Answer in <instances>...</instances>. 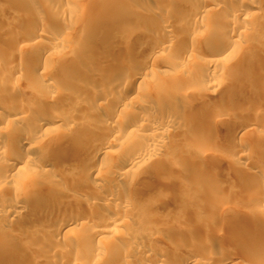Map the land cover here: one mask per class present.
I'll return each instance as SVG.
<instances>
[{
    "label": "rangeland",
    "instance_id": "1",
    "mask_svg": "<svg viewBox=\"0 0 264 264\" xmlns=\"http://www.w3.org/2000/svg\"><path fill=\"white\" fill-rule=\"evenodd\" d=\"M40 1L42 7H47L56 0ZM133 1L126 0L123 5ZM193 1L197 2L199 0H192L191 2ZM211 1L219 3L220 7L224 6L228 10L238 5L241 0ZM70 3L72 5L74 4L71 1L68 2V8L66 7L61 10L55 9L54 11H45L44 9L42 14L35 15L32 7L23 0H0V19L1 21L4 19L5 21H3L7 23L6 27L0 26V113L5 106L10 107L9 109L15 112L19 111V109L30 108L33 112L40 111V114L60 113L62 116L65 115V118L68 120L75 121L78 124L81 123L80 125L83 129L102 127V123L98 121L96 114L91 109L88 111V107L83 106L84 103L90 100L91 93L89 90L96 87L93 85L94 81L90 82L91 85L88 84L87 87H81L80 85L77 86L75 81L70 83L69 75L64 76L63 79H59V76L56 77L54 73L60 68L61 64L63 63L65 66L70 62H77L79 60L80 65L83 67L98 68L100 70H106L109 67L114 72L115 70L122 69L127 59H133L137 60V63L141 64L145 69H157L156 73L158 76L163 77L164 87L152 86L149 88L150 91H161L166 97H169L175 103L186 108L184 111H180V113L179 111H171L170 116L177 121L184 119L186 124L182 128L173 129L169 132L170 134L164 138L166 146L161 151L157 150L156 153L151 152L147 156L145 155L136 164L125 163L123 170H128L126 175L111 176L112 178L110 177V179L108 177L106 178L107 181L110 180L109 182L119 186L126 185L131 188V194L127 197L130 200V205L126 207V211H122L120 210L122 208H119L121 219L123 220L117 227L113 226L118 233L112 232L113 238H115L117 243H123L122 241L125 238L123 239L122 237H129L130 241H132V244L130 243L131 246L149 247V249L153 250L151 252H155L154 254H157L158 251L166 253L171 245H180L178 243L186 240L191 243L190 246L187 244L190 248L191 245L196 248H199V246L201 248V245H204L202 246L204 249L208 248L209 244L214 246L223 241L222 243L225 244L224 246L227 252L226 255L233 256L236 264H264V200L262 201L258 197L260 189L264 188L262 187L263 184L261 185V182H259V178L264 175V162L260 163L261 161L259 160V162L257 159H254L255 162L253 163L244 159L242 160V158H237V154L235 153H238V150H242L243 148L250 153H254V150L258 149L260 154H262L264 153V141L257 143L255 147L244 143L247 140L243 142V136L239 144L238 142L231 143L226 141L232 132L229 131L230 129L227 130L229 128L228 125H230L229 122H232L234 128V124L237 122L244 123L249 119L261 118L260 116L264 118V111L262 112L260 109L258 111L252 110L253 107H251L252 109H248L249 107L247 106L249 105L246 102L251 101L254 107L256 105L258 106V104L262 106L264 103H262V100L255 99V96L249 92H247L248 94L244 92V95L242 93L240 98L238 96L234 98L235 95L232 93L229 94L227 90L225 91V87H223L225 82L232 81L237 85L243 82L242 85L250 84L251 87H255V83L252 82L250 76L254 75L258 70L264 71V65L257 62V56L244 60H241L242 58L229 59L222 54L223 51L219 52L215 45L206 48L205 52L204 48H200L202 46L201 41L206 33L214 31L217 34H221L228 30L227 24L223 22L224 11L222 12L220 8H213L202 15V24L194 28L195 33L193 38H190L191 36L188 37V41L199 43L195 50L183 47L179 43L180 38L178 36L172 37L174 33L179 34L182 32L183 20L180 17H162L163 19L161 18L160 22L174 29V33L169 34L167 37L169 47L168 49L165 48V50H159V55L150 61H146L143 60L144 53L141 52L143 49L140 48L141 50H139L137 46L138 49L136 50H134L136 47L132 48L128 46V43L120 49L116 50L113 48L107 37H102L101 33L97 32L96 29L98 27L95 28L96 31L94 30V33L82 32L79 34L76 31L77 26L75 27L76 30L74 29L72 33L71 30L74 28L73 26L76 20H80L79 22L86 29L91 30L94 16L102 14L104 17H107L105 24L110 33L116 32L120 24L133 23L143 32H148L155 37L156 27L154 23L140 16H136L129 9H123V6L120 9L104 7L103 0H81L79 3L75 2L74 8L69 6ZM79 7L83 8L82 11H80ZM170 7L178 10L185 9L180 4L174 5L164 0V2L159 1V3H155L150 11L163 12V9ZM103 8L107 10L102 12L101 10ZM254 10L256 16L252 18L238 16L240 20L246 22L247 28L242 33L234 34V37L238 38L237 40L240 44L248 51L256 49V47L257 49L258 47H264V0H258ZM36 18L43 20V27L40 29L43 35L39 36L37 41L33 40L29 43L23 42L22 36L24 35L25 29L32 27ZM69 28L71 29L70 32ZM49 29L57 33L58 31L59 33L66 31V36H71L65 38V40H56ZM47 46L50 47L48 48ZM91 46L94 49L96 47L98 51L99 49L100 51L102 50L101 54L105 52V57L109 59V62L111 61L110 64L108 61L107 63L102 62L92 54L83 51L84 48ZM37 48H43L46 53L48 50L55 56H61L60 58L59 56L56 57V59L59 58L58 60L53 57L54 59L48 61V64L51 65V68H49L50 83L42 88L40 87V89H37L33 93H28L23 91L26 88L24 86V84L26 85L24 79L22 80L16 77L17 70L24 72L29 67L30 56ZM162 52H165V54H161ZM185 53H190L191 55L188 56L186 54L179 61L177 58H180ZM210 57L219 58L221 68L210 75L208 82L211 85L202 87L198 83V80L200 77L203 78L205 73L200 63L204 59H210ZM172 58L173 60L175 59V62H172ZM6 63L12 64V67H7ZM13 67L15 69L12 70ZM110 73L107 72V74L103 75L104 80H111L112 76ZM71 75H76L79 78L82 77L79 72ZM54 76L56 79H54ZM82 78L86 81L90 80L89 78ZM10 84L18 88L17 90H20L21 101L19 104L13 101L17 93L15 91V93H12L7 89ZM97 87L107 94H116V91H111L108 86L98 85ZM200 91H206L207 95L211 92L209 94L210 97L209 95L207 97L208 100L206 103L199 102L195 98V94ZM37 93L40 95L51 94L53 97L49 101H45L43 98L38 97L36 95ZM70 93H74L75 95L80 93L83 99L79 103L82 105L74 102L72 98L65 97V95ZM19 95L15 98L19 97ZM137 95L140 98L143 94L138 91L136 92V90L130 93V97L133 98H138ZM94 99L91 101V106L94 108V111L97 110L103 113L105 109L111 107L109 102H104L99 99H95L94 101ZM97 102L99 104L96 105L95 103ZM222 102H229L230 106L231 104L233 105V109L221 114L223 111H219L218 106ZM241 103L242 105H240ZM125 105L126 111H124L130 116L134 112L145 111L148 108H160L159 104L154 100H151L147 107L146 105H134L131 103H126ZM187 107H190V111H187ZM215 110H218V112ZM250 112L256 115L251 116ZM256 112L262 113L257 114ZM2 117L3 121L1 120L0 122V136L4 139L6 138V140L9 139L7 138L8 135L16 133L19 135L26 128L27 121H25L26 123L17 121L13 123L9 119L10 115L5 114ZM221 121L222 123L225 122L228 124H222L220 123ZM56 124L58 123H51L50 125L54 126ZM63 127L56 128L52 133L50 130V132H44L45 134L41 135L37 141L41 144L43 142L42 139L46 142L47 140L61 136L64 132L62 130ZM259 127V124H257L255 129L258 132L252 134V140L259 131H264L259 130ZM146 135L144 131H138L134 134L128 132L120 134L109 143L107 146L108 152H100L97 154V161L99 159L101 161L111 160V158L113 160L116 154H118L117 157L119 156L120 159H123L125 155L133 150L135 140L139 138L143 140V138L147 137ZM52 136L55 137L53 138ZM110 138H112V134L109 135L107 140ZM107 140H104V142H107ZM68 141L69 144L67 143L65 146L54 148L49 145L45 146L44 153H41L37 148L34 151H30L29 149L23 150L26 154H31L34 162L37 160L35 164L47 160V163L52 167L50 171L51 176L53 175L52 177L49 175L48 178V176H42L36 172L34 173L35 175L24 176L15 181H8L5 186L4 183H0V203L6 202L12 196L22 198L30 193L37 194L44 186H54L53 188L56 187V190L61 188L66 192L64 194L62 193L64 196L60 193L53 194L50 201L44 207L42 206L50 216L55 213L61 215L55 221H51L48 218H32L29 212L25 213L23 219L0 218V236L5 234L6 239L10 238L8 242L6 240L3 242L4 239L0 240V264H46L48 259H51V254L53 253L59 256L54 258V264H71L73 261L75 263L72 264H76L79 261L78 256L80 255L81 259L86 258V260H91L87 261L88 263L84 261L85 263L82 262V264H90L89 262L91 264H101L104 256L107 257L106 253H104L105 255L103 254L100 257L101 261H98V259L94 261L87 259L86 256L88 253L86 255L84 251L89 252L91 246L95 247V245H99L103 247V245L93 238L94 241L90 238L79 243L74 240L75 234L79 235L83 233L87 235L88 233L89 235L97 233V230L101 226L99 225L100 221L98 220L99 224H96L98 222L93 218L95 216L94 211L97 208L104 207L105 203L107 201L110 202L111 199L117 201L123 197H120L114 190L103 189L96 196L88 195V201H85L84 195L87 196L88 194V185L94 180L84 174H81L80 177L75 174V171L79 169L77 160L78 158L82 159V157H80L81 155L78 158L73 157V150L75 149L73 146L78 147L79 143L71 140ZM213 144L216 146L215 149L218 147L217 152L214 151L216 153L218 151L219 153L222 152L221 154L224 156V159L222 158L223 160L219 163L212 165L206 161V158L210 156L209 154L213 155L215 153L214 151L211 153ZM84 145L91 146L93 142L86 141ZM201 147L207 149L202 156L197 155L195 152L196 149L198 150ZM1 155L6 156L8 154L2 152ZM206 155L208 156L206 157ZM117 160H114V163ZM98 167L104 168L102 164ZM103 171L105 170L103 169ZM76 176L77 179L74 178ZM95 181L100 182V180ZM143 187H146V190L144 189V191L140 192L141 194L137 193ZM68 211L77 213V218L70 222L76 229L74 228L72 232H68L67 235L65 234L66 236H56L54 232L58 228V224L62 220L63 215ZM90 212H92V216L90 214L88 215ZM236 213L244 216L241 219L235 216ZM87 215L93 220L88 218ZM89 221L91 223L93 221L96 222L92 228H86L87 224L85 223H90ZM110 236L107 235V238ZM87 238L86 236L85 239ZM16 239L18 242L15 241ZM217 239L219 240L217 241ZM39 247L44 249H40ZM4 248H8V251H11L13 254L9 256L5 255L3 253ZM77 250L79 252L83 251L86 256L82 255L83 252L79 253ZM76 254L79 255L76 256ZM143 254L141 255L140 251L135 253L131 251L121 252L119 254L115 253L111 259H116L118 263L114 260L104 258V263L102 264H140L141 261L153 257V255H150L151 257L149 258V256H144ZM172 255L175 256L173 253ZM73 258L74 260L72 261ZM81 259L77 264L81 263Z\"/></svg>",
    "mask_w": 264,
    "mask_h": 264
},
{
    "label": "bare ground",
    "instance_id": "2",
    "mask_svg": "<svg viewBox=\"0 0 264 264\" xmlns=\"http://www.w3.org/2000/svg\"><path fill=\"white\" fill-rule=\"evenodd\" d=\"M23 1L27 2V4H29V6L32 7V11L35 15H38V14H42L44 12L43 11L44 9L45 11L46 10L54 11L55 9L61 10V9H65L66 7L68 8V2L73 1L75 4V2L79 3L81 0H56L54 3H52L53 5L49 4L47 7H42L40 0H23ZM159 1L164 2V0L163 1L162 0H134L133 2H129V4L123 5L126 2V0H103L104 7L106 6L109 8L120 9V7L123 6V9H129L136 16H140L148 20L149 22L154 23V26L156 27L155 31L157 32V33L155 32L156 34L155 37L152 36L148 32H143L142 30L139 29V27L136 24L134 25L133 23L132 24L131 23L130 24L129 23L120 24L117 27L116 32L110 33L108 32L106 28V24H105L107 21V17H104L102 14L98 16H94L93 22L91 25L92 26L91 30L86 29V27H84L83 24L79 22L80 20L79 21L76 20L75 25L73 24L74 28L71 30L70 29L72 27L71 26L69 28V32L71 30V33H72V31H74L76 26H77L76 27L77 30L76 29L75 30L79 34H81L82 32L83 33H86V32L94 33L97 30V32L101 33L102 37H107L110 45L116 50L120 49L121 47L125 46V44L128 43V46L132 48L137 46L139 50L143 49V51H141L144 53V55L142 53L143 60L150 61L155 56L159 55L160 53L159 50H165V48L168 49L169 46L167 44V37L169 36V34L174 33V29L169 28L167 27V24H162L160 22L161 21L160 19L162 17L163 18L166 16L167 17L173 16L177 18L180 17L184 22L182 32H180L179 34L174 33L172 37L178 36L180 38L179 43L182 44L183 47H188L191 50H195L197 48L196 46L199 43H196L194 41H188V37L191 36L190 38H193V35L195 33L194 28L197 27L199 24H202L203 14L207 13L209 10L213 8L214 9L220 8L222 12L224 11L223 22L227 24L228 30L224 31V33H221V34H217L214 31L206 33L201 41L202 46H200V48L201 49L204 48V52H205L206 48H210L211 46L215 45L217 46L218 51L219 52L223 51L222 54L225 57H228L229 59H237V58L241 59L242 58L241 60H244L247 58L250 59V58H253L254 56H257L256 57L257 62L264 65V47L262 48L258 47V49L256 47V49L248 51L243 45L240 44V42L237 40L238 38L234 37L235 33H242L246 31L245 29L247 28L246 22L240 20L238 16L241 15L244 18H247V17L252 18L253 16H256V12L254 8L257 6L258 0H247V2L246 0L245 1L241 0L239 1L238 5H235L232 8H229L228 10L224 6L220 7L219 3H214L211 0H199L197 2H194V1L191 2L192 0H166V1L173 3L174 5L180 4L185 9L178 10L174 7H170L168 9L166 8L163 9L162 10L163 12L150 11V9H152L151 7L155 3H159ZM74 4L72 5L70 3L69 6L73 7L75 6ZM208 4H212V5L208 6ZM79 9L80 11H82L83 8L79 7ZM105 10L107 9L103 8L101 11L105 12ZM3 20L1 21L0 19V26L6 27L7 23L4 22L5 20L4 21ZM42 27H43V20L40 18H36L34 20V25L32 27L25 29L23 33L24 35L22 36V41L27 42V43L33 40L37 41L38 37L43 35L42 31L40 30L42 29ZM96 27H98V29L95 30ZM49 30H51L50 33L53 34V37L56 40H62V39L65 40V38L71 36L69 34H68L69 36H66L67 34H65L66 32L65 30H61V31H65L64 33L61 31H60L61 33H59V31L57 33L56 31L52 29H49ZM137 47L134 48V50L138 49ZM95 49L93 48V46H91V47L84 48L83 51L85 53L92 54L96 59H99L102 62L107 63L108 61V63L110 64L111 61L109 62V59L105 57L106 56L105 52L101 54L102 50L100 51L99 49L98 51L96 47ZM161 54H165V52H162ZM186 54L188 56L191 55L190 53H185V54H182L180 58L178 57L177 59H179L180 61L181 59H183L184 56H186ZM258 55H260L261 57ZM58 56L59 55L55 56L52 52H49L48 50L46 53L43 48H37V50L33 51L30 56L29 67L26 68L24 72L21 70H17L18 73L16 77L21 78L22 80L24 79V83H26V85L24 84L26 88L23 91H26L28 93H33L37 91V89H40V87L42 88L43 86L48 85L50 83L49 68H51V65L48 64V61H50L51 59H54L53 57H55L56 59V57ZM59 58H57L56 60H58ZM174 60L172 62H175ZM179 61L177 62L179 63ZM219 61H220L219 58L210 57V59H204L200 63V66L205 73L204 77L203 78L200 77L198 80V83L202 87L211 85V83L209 85L208 79L210 75H212L213 73H215V71L221 68ZM6 64H7L6 65L7 67L9 68L12 67L11 66L12 64L10 63H6ZM13 69L15 68L13 67L12 70ZM109 69H110L109 67L106 70H100L98 68H86V67L81 66L78 60L77 62L76 61L70 62L68 65H65V66L62 63L60 68H58L56 72L54 73L56 77L59 76L58 77L59 79L61 78L63 79L64 76L69 75L68 76L69 82L72 83L73 81H75L76 85L77 86L80 85L81 87L82 86L87 87L88 84H90V82L94 81L93 85H95L96 87H93V89L89 90L91 93L90 100L84 103L83 106H85L86 108L88 107L89 109V110L87 109L88 111H90L91 109L96 114L98 121L102 123V127H95L94 129H89V128L83 129V127L80 125L81 123L78 124L75 121L68 120L65 118V115L62 116L60 115V113L59 114L58 113L40 114V111L38 112L37 110L33 112L32 109L30 108L29 109L27 108L19 109V111L15 112L9 109L10 107L8 108V106L7 107L5 106V108H3V111L0 113V122L3 118L2 116L3 115L5 116V114H8L10 115V118H9L10 121L12 120L13 123L15 121L22 122V123H26L25 121H27V123L25 125L26 128L19 135L16 133V134H10L7 136V138H9L7 140L11 141L10 143L9 141L6 140V138L4 139L2 136H0V183H4V186H5V184H7L8 181H15L18 178H21L24 176H30L36 172L42 176H46V177L48 176V178H49V175L51 176L50 171L52 167L50 166V164L47 163V160H44L41 163L39 162L35 164L37 160H35L34 162V158L31 156V154H26L23 151L24 149L25 150L29 149L30 151H34L37 148L39 149L41 153H44V149H46L45 146L47 145L54 148V147L65 146V144L69 142L68 140H71L75 143L77 142L79 143L78 147L73 146L75 148L73 150V157L78 158L81 155L80 157H82V159L78 158L77 160L79 169L75 171V174H77V176L79 175V177L81 176V174H84L85 176L91 177V179L94 180L93 182H91L90 185H88L89 186L88 194L87 196L84 195L85 201H88V198L90 195L96 196L103 189H108L110 191L114 190L117 194L120 195V197L121 196L123 197L117 201L114 199H111L110 202L107 201L105 203L104 207H101L99 209L97 208L96 211H94L95 216L93 218H95V220H97L98 223H96L95 221L91 223L90 221L93 219L90 218L88 215L89 214L91 215L92 212L88 213L87 216L91 220L89 221L90 223H85L87 224L86 228H92L93 225H95V223L99 224V221H100L99 225L101 227L97 230V233H93L89 235L88 233L87 235L83 233L82 234L80 233L79 235L75 234L76 236L74 240L78 241L79 243L80 242L82 243L83 240L85 241L91 238V240L93 239H95L96 241L98 240V242H100L103 245V247L99 245L98 246L95 245V247L91 246V249L89 250V252L84 251L86 255L88 253L87 256L85 255L83 251L82 252L84 254L77 250L79 253H82V255H85L87 259H92L93 261L95 259H98L99 261L100 257H102L104 253H106L107 255V257L104 256L105 259L107 258V259L116 261V259H111L115 253L119 254L121 252H126V251L128 252L131 251L135 253V252L140 251L141 255L142 253H144L143 255L149 256V258L153 255L151 259L147 258V260L141 261V263L139 262L140 264H236V261L233 256L230 255L231 256L230 257L229 255H226L227 252L225 250V246H224L225 244L222 243L223 241L221 243L220 242L217 243L214 246L207 244L208 248H205V249L202 248V246L204 245H201V248H202L201 249L200 246L199 248L198 247L196 248L194 246L195 247L194 248L192 247V245L190 248L189 246L191 243L188 240H186L189 243L184 241V242L178 243L180 245H171V247H169V249L166 251V253L168 254L163 253V252L161 253L159 251L157 252V254H154L155 252L154 253L151 252L153 250L149 249V247L146 248L145 246H142V247H136L133 245L131 246L132 241H130L129 237H122L123 239L125 238L124 240L122 239L123 241L121 240L123 243H117L115 241V238H113V233L116 232L113 226L117 227V225L120 224V222H122L123 220L121 219V215H120L121 213L119 211L120 210L126 211L125 210L126 207L130 205V200L127 197L131 194L130 193L131 188L126 185L119 186L117 184H114L112 182H109L110 180L107 181L106 178L108 177V179H110L111 176H124L127 174L126 172L128 171L127 169L123 170V166L125 165V163L128 162L129 164H136L145 155L147 156V154L151 152L156 153L157 150L161 151L166 146V142L164 138H166V136L170 134L169 132L173 129L182 128V126L186 124L184 119L182 121H177L174 118L170 117L171 111L172 112L179 111L180 113V111L182 112L186 108H184L183 106H180V104L178 103H175V101H172L169 97H166V95L161 91H152V92L150 91L149 88H151L152 86L159 87V88L164 87L163 77L158 76V74L156 73L157 69H153V68L145 69L142 67L141 64L137 63V60H133V59L131 60L127 59L126 64L123 65L122 69L118 71L115 70L113 72L111 69L109 71ZM77 72L81 73L82 77L89 78L90 80L86 81L82 77L79 78L76 75H71ZM107 72L108 73L111 72L110 74L112 78L111 80L107 79L106 81L104 80L103 75L107 74ZM55 76H54V79H56ZM250 78L252 79V82L255 83V87H251L250 84L242 85L243 82L242 83L240 82L241 84L237 85L233 81L225 82V84H223L224 85L223 87H225V91L227 90L229 94L232 93L233 95H235L234 98H237L236 96L240 98L242 96L241 95L242 93L244 95V92L245 94L249 92L255 96L254 97L255 99L262 100L263 101L262 103H264V71L258 70L254 75H251ZM98 85H101V86L105 85L106 87L108 86L111 89V91H114V92L116 91V94H113V93L107 94L106 92H103L102 90L98 89L99 88L97 87ZM7 89L8 91L10 90L12 93L16 92L17 95L20 94L19 97L17 98H15L17 96L16 94H12V95H16L14 97V100L13 98L12 100L19 104V102L21 101L20 90H17L18 88L11 86V84L7 87ZM134 90H136V92L138 91L139 93H142L143 94L142 97L139 98L138 95H137L138 98L130 97V93L133 92ZM36 95H38V97L43 98L45 101H49L53 97L51 94L40 95L37 93ZM208 95L206 91H200L195 94V98L199 102L206 103L208 100L207 98ZM65 97L72 98L73 101L76 103L81 102V100L83 99L80 93L76 95L74 93H70V94L65 95ZM94 98L103 100L104 102H109L111 107H108V109H105V112L103 113L97 110L94 111V108H92L91 106V101ZM151 100H154L157 104H159L160 108L158 109L148 108L145 111H137L138 113L134 112L133 114H131V116L125 112L126 103H131L134 105L141 104L144 106L146 105L147 107V105L149 104ZM223 102L222 104L220 103L221 105L219 104L218 106L219 108L218 110L223 111L221 114L226 113V111L233 109L232 104L230 106L229 102H226V103H223ZM95 104L97 105L99 103L97 102ZM246 104L249 105L247 106L249 107L248 109H252L251 107H253L252 110L258 111L260 109V111L261 110L262 112L264 111L263 104L262 106L258 104V106L260 105L259 107L257 105H256L257 107L256 106L254 107L251 101L250 102L248 101V103L246 102ZM240 105H242V103ZM218 110H215V111L218 112ZM187 111H190V107H187ZM259 112H256V113L258 114ZM255 115L256 114L251 113V116H255ZM260 117L261 118L249 119L248 121L244 123L237 122L236 124H234L235 125L234 128H233L232 122L230 123L228 121L230 125H228L229 128L227 127L226 128L227 130L230 129L229 131H232V132H231V135L227 137L228 140L226 141H229L231 143L238 142L239 144V141L242 139V136H243L244 137L243 142L244 140H247L244 143H248L247 145L249 146L251 145V147H255L256 144L259 142H263L264 141V131H263L264 130V118H262V116ZM56 122L58 124L54 126L50 125L51 123H56ZM220 123H222V121ZM225 124H228V123H225ZM257 124H259L260 126L259 130L263 132L259 131V133L256 134V136L252 140L251 138L252 134L258 132V130L255 129ZM61 126H64L62 129L64 130V132L62 133L61 136L57 138H54L55 136L54 137L52 136L54 139L47 140L46 142H44L45 140L42 139L44 143L42 142L41 144H39L40 142H38L37 139H39L41 135L45 134L44 132H47L50 130L52 133V131H55L56 128H59V127L61 128ZM138 131H144V134L145 135L147 134L146 135L147 137L143 138V140H141L140 138L137 139L139 141L135 140L134 145H133L134 147L132 148L133 150L127 155H125L123 159H120L119 156L117 157L118 154H116V157H114L113 160L111 158V160L113 161V164L111 160L101 161V159H99L97 161V158H96L97 154L100 152H104V153L108 152L109 150H107V146L120 134H123L125 132L134 134ZM110 134H112V138L107 140ZM104 140H107V142L106 141L104 142ZM86 141H91V143L93 142L94 146L84 145ZM70 144H72V142H70ZM214 144H213L214 149L213 147L211 148V153L214 150L215 151L218 150V147L215 149L216 146H214ZM233 144L235 145V143ZM203 148L201 147V148H198V150L196 149L195 150L196 154L197 155L199 154L201 156L204 155L206 152L205 150L207 149H203ZM2 152H6L8 155L2 156L1 155ZM216 152L213 153V155L209 154L210 155L209 157H207L208 155H206L207 157L206 161L209 164L213 165L214 163L215 164L219 163L221 160L224 159L223 158L224 156H222L221 154L222 152L221 153H219V151L218 153ZM235 153L237 154L236 157L242 158V160L244 159L246 161L253 163L255 162L254 159L255 160L257 159L258 161L259 160L261 161V162L259 161L260 163L264 162V153L260 154V151L258 149L254 150V153H250L248 151H245L242 148V150H238V153L237 152ZM118 158L119 160H117ZM114 160H117V161H115L114 163ZM101 164L104 166V168L98 167L99 165L101 166ZM237 167L239 168L240 166H237ZM103 169L105 171H103ZM77 176L74 178L77 179ZM259 179H260L259 182H261L260 184L261 185L263 184L262 187H264V175L261 176ZM95 180H100V182H97ZM53 187L54 186H44L40 189V191L37 192V194L30 193L28 195H25L22 198L17 197V196L9 197L6 202L0 203V218L3 217L5 219H8V218L9 219H13V218L23 219V217H25V213L29 212L30 216H32V218H35V219L48 218L51 221L57 220L59 216L61 215H58L57 213H55V214H52V216H50L49 214H47V212H45V209L43 208L44 205L50 201L53 194L60 193L61 195H63L64 193H66L61 188L59 190H56L55 189L56 187L55 188ZM144 189L146 190V187H143L140 190L138 189L139 192L137 193L144 191ZM258 197H260L262 201L264 200V188L260 189ZM119 208H122V209L119 210ZM237 213L235 214V216H238L239 218L242 219L244 215H241L240 213L237 214ZM122 216H123V213H122ZM76 218H77L76 212L68 211L67 213H65V215H63L62 220H60V223L58 224L59 225L58 228L54 232L55 235L56 236H59V235L66 236L68 232H72V230L75 227L74 225H71L70 222H72ZM73 234H74V231H73ZM107 235L108 236L111 235V236L107 238ZM86 236L88 237L87 239H85ZM0 237H1L0 240L4 239L3 242H5V240L8 242L10 239V238L6 239L5 234L3 236L1 235ZM17 239L15 240L16 242H18ZM213 240L215 241V239ZM218 240L219 239H217V241ZM187 244H189V246ZM40 249H44V248L41 247ZM8 250H9L8 248L6 249L4 248L3 253L7 256L13 254L11 253V251H8ZM172 253L175 254V256H173ZM51 255H52L51 259H48L46 264H54V260H55L54 258L59 257L55 253ZM78 255L76 254V256ZM78 257H79L78 262L76 261L77 259L75 258L76 259L75 261L77 263L80 262L81 255ZM103 259L102 261L100 260L102 263H104ZM73 260L74 258L72 259V261ZM84 261L88 263L87 261H91V260H86V258L81 259L80 264H82V262L85 263ZM35 262H37V260H35ZM72 263H75V262L73 261ZM89 263L91 264V262ZM116 263L118 262L116 261Z\"/></svg>",
    "mask_w": 264,
    "mask_h": 264
}]
</instances>
